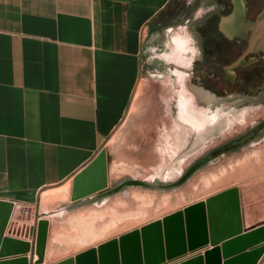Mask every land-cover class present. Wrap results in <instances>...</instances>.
Wrapping results in <instances>:
<instances>
[{
    "label": "crops",
    "instance_id": "1",
    "mask_svg": "<svg viewBox=\"0 0 264 264\" xmlns=\"http://www.w3.org/2000/svg\"><path fill=\"white\" fill-rule=\"evenodd\" d=\"M170 2L0 0V199L13 203L4 234L14 236L6 231L16 228L14 237L32 245L36 220L46 219L40 264L73 258L158 219L120 229V198L96 192L69 201V190L72 176L121 123L139 83L164 82L158 77L164 59L181 70L188 48L183 23L175 16L172 26L161 27ZM176 107L183 121L184 109ZM59 189L68 191V201L54 205ZM239 206L242 228L264 220L240 193ZM228 251L221 247L223 261ZM197 253L167 264H203Z\"/></svg>",
    "mask_w": 264,
    "mask_h": 264
},
{
    "label": "rangeland",
    "instance_id": "2",
    "mask_svg": "<svg viewBox=\"0 0 264 264\" xmlns=\"http://www.w3.org/2000/svg\"><path fill=\"white\" fill-rule=\"evenodd\" d=\"M173 3L171 0L164 12L169 13ZM164 80L161 84L139 83L121 123L100 148L106 158L107 187L126 178L154 186H129L108 196L121 200L120 229L159 218L230 186L238 188L245 207L264 217V127L259 124L264 118V102H256L254 96V104L241 105L245 92L213 96L201 91L203 95L197 97L187 90H171V83ZM180 98L189 106L184 109L185 117L194 115L200 123L178 118ZM172 99L177 101L175 107ZM208 101L214 105L208 107ZM250 128L260 134L244 144L232 143ZM225 147L228 149L223 151ZM204 157V163L177 185L155 187L177 181ZM61 189L54 205L68 201V191Z\"/></svg>",
    "mask_w": 264,
    "mask_h": 264
},
{
    "label": "water",
    "instance_id": "3",
    "mask_svg": "<svg viewBox=\"0 0 264 264\" xmlns=\"http://www.w3.org/2000/svg\"><path fill=\"white\" fill-rule=\"evenodd\" d=\"M264 29V0L254 25ZM261 33L259 32L258 35ZM254 37V36H253ZM235 64V62H234ZM202 90L196 89L198 97ZM213 98V97H212ZM245 135L232 143H241ZM205 157L189 168L177 181L168 185H155L168 188L183 181L196 167L204 163ZM129 186L152 188L141 180L126 178L111 187L106 185V158L104 149H99L93 157L72 176L69 201L99 192V196L117 193ZM13 208L10 200L0 199V264H28L30 249L36 255L34 264L42 262L47 220H36L32 245L18 239L16 228L5 229ZM31 236V232H29ZM25 237V235H24ZM219 244V245H218ZM209 246L210 248H206ZM221 247L229 250L226 261L221 259ZM202 252L203 264H259L264 253V221L242 228L239 206V191L230 186L202 200L190 203L181 209L169 212L152 220L138 229H132L89 248L73 258H66L53 264H167L186 254ZM197 253V255L199 254ZM196 255V257H197ZM28 256V259H27ZM196 257L191 258L192 262ZM180 262L179 264H184Z\"/></svg>",
    "mask_w": 264,
    "mask_h": 264
},
{
    "label": "flooded vegetation",
    "instance_id": "4",
    "mask_svg": "<svg viewBox=\"0 0 264 264\" xmlns=\"http://www.w3.org/2000/svg\"><path fill=\"white\" fill-rule=\"evenodd\" d=\"M202 1L174 0L173 9L163 13L161 27L172 26L175 16L183 23L187 34L184 44L188 48L181 53L179 73L174 72L173 60L164 59L158 77L168 79L171 90L175 87V90H187L194 95L198 89L213 96H222L220 92H225L223 95L245 92L247 96L240 101L241 105L255 102L254 96L256 102H264V29L261 31V24L254 25L263 0H209V9L201 11ZM197 11L200 14L195 16ZM145 70H151L149 62ZM175 101L171 100L173 107ZM206 103L208 107L214 105V102ZM186 105L182 98L176 104L182 109ZM182 120L200 123L194 115H184ZM259 124L264 127V118ZM259 134V130L250 128L240 135H249L242 144Z\"/></svg>",
    "mask_w": 264,
    "mask_h": 264
},
{
    "label": "bare ground",
    "instance_id": "5",
    "mask_svg": "<svg viewBox=\"0 0 264 264\" xmlns=\"http://www.w3.org/2000/svg\"><path fill=\"white\" fill-rule=\"evenodd\" d=\"M183 99V98H182ZM185 109V108H184ZM191 114V113H190Z\"/></svg>",
    "mask_w": 264,
    "mask_h": 264
}]
</instances>
